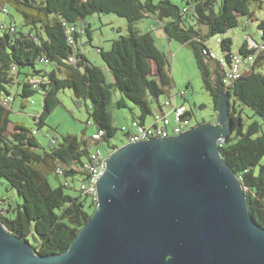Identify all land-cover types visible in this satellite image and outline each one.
Masks as SVG:
<instances>
[{"label":"trees","instance_id":"1","mask_svg":"<svg viewBox=\"0 0 264 264\" xmlns=\"http://www.w3.org/2000/svg\"><path fill=\"white\" fill-rule=\"evenodd\" d=\"M176 1L181 4L170 0H0L1 12L7 14L6 6L13 8L29 28L25 32L0 21V179L16 200L6 207L5 199H0V222L12 235L28 242L38 257L68 253L97 210L96 202L80 189L77 197L68 195L66 189H73L69 180L79 177L82 184L87 179L85 166L92 147L109 144L117 135L111 112L114 92L124 97L116 104L119 109L127 106L126 101L139 109L140 115L132 123L148 125L154 107L162 109L167 101L162 102V96L173 88L168 59L151 33H141L136 27L143 19L157 20L170 40L192 51L217 113L224 93L261 120L246 124L229 101V133L218 143V151L242 183L252 220L264 228V20L259 21L252 10L264 9V0ZM94 14H114L128 23V35L113 41L109 51L99 50L112 83L78 47L83 33L91 36L89 26L82 23ZM250 21L258 23L261 43L245 40L234 50L233 39L223 37L219 40L222 56L217 57L208 40ZM201 26L207 27V34ZM235 56L243 62L240 77L226 85L224 79L234 67ZM38 63L54 69L37 70ZM13 87L23 100L43 94V110L34 118L39 129L60 105V93L70 90L77 103H91L90 116L96 134L102 137L95 140L94 134L88 140L68 135L61 143L53 141L44 154L37 153L40 144L35 133L10 120ZM121 148L109 146L110 153ZM50 175L66 182L54 188Z\"/></svg>","mask_w":264,"mask_h":264},{"label":"water","instance_id":"2","mask_svg":"<svg viewBox=\"0 0 264 264\" xmlns=\"http://www.w3.org/2000/svg\"><path fill=\"white\" fill-rule=\"evenodd\" d=\"M218 125L116 152L99 203L71 249L38 257L0 222V264H264V228L218 143L229 133V95Z\"/></svg>","mask_w":264,"mask_h":264},{"label":"rangeland","instance_id":"3","mask_svg":"<svg viewBox=\"0 0 264 264\" xmlns=\"http://www.w3.org/2000/svg\"><path fill=\"white\" fill-rule=\"evenodd\" d=\"M155 1L158 3L161 0ZM170 1L179 5L181 4L176 0ZM6 10L7 14L0 11V21H4L9 25L14 24L19 30L25 32L29 31V28L24 27V21L21 15L8 6H6ZM252 10L255 12V16L259 21L264 20V9L260 10L253 7ZM242 21L244 22V19H242ZM84 25L89 26L91 36L88 37L86 33H83L79 40L78 47L93 66L103 70L108 83H112L113 78L107 65L102 60L99 50L109 51L113 41L128 35V23L126 19L120 18L114 14H94L86 18L82 23V26ZM257 25V22L251 21L245 26L241 24L238 28L228 32L226 35L211 37L208 40V45L217 57H221L222 52L219 46V40L223 37H230L233 39L234 50L245 40H248L250 43L252 40L256 44H259L262 38L260 31L257 29ZM136 27L141 33H151L156 46L164 53L171 64L173 88L170 94L167 93L162 96L161 101L164 102L168 99L176 100L178 97V104H184L189 110L193 127L218 125L221 114L215 111L214 102L210 94L204 88L201 73L196 65L192 51L188 47L170 40L163 31L160 23L153 18L143 19ZM200 29L203 34L208 33L207 27L201 26ZM36 69L50 72L54 67L52 65L46 66L43 63H38ZM24 71L30 72L32 69H25ZM11 92V99L13 101L11 103L10 120L13 125H24L35 133V138L40 144V148L37 149V153L39 154H44L46 151H49L53 141L57 142V144L61 143L65 136L73 135L79 139L90 140V138L97 133V127L90 116L92 112L91 103L85 101L77 103L76 98L70 90H65L60 93V105L48 116L46 126L41 129L36 125L34 118L38 117L43 110V94L37 93L29 100H23L20 96H16L18 92L16 87H13ZM181 94H185L184 97H182ZM122 98L124 97L121 94L114 92L111 112L114 118V126L118 129L117 135L111 139L109 144L102 143L98 147L93 146V152L98 149L103 155L108 156L110 153V145L122 148L127 145V138L121 130H123V127H130L133 119L140 115V111L129 101H126L127 106L125 108L119 109L116 104ZM228 101H230L231 109H235L246 124H250L254 121H261L250 109L243 107L234 98L228 99ZM157 111L158 109L154 107V112ZM152 121V117H148L146 123L150 125ZM262 163L264 164V159ZM80 179L81 178L77 177L74 182L69 180L73 189H66L68 195L73 197L80 195ZM49 182L52 187L56 188L59 186V183H65L66 179L61 177L60 180H58L55 175H50ZM7 188V183L0 179V199H5L6 207L8 203L13 202L14 204L16 201L14 197H12V194L6 191ZM30 242L33 244L32 238H30Z\"/></svg>","mask_w":264,"mask_h":264},{"label":"built area","instance_id":"4","mask_svg":"<svg viewBox=\"0 0 264 264\" xmlns=\"http://www.w3.org/2000/svg\"><path fill=\"white\" fill-rule=\"evenodd\" d=\"M3 27L4 25H1L2 29ZM11 31L13 32L14 29L12 28ZM252 45H254L253 42ZM242 63L241 57H234V69H230L224 79L226 85H229L231 81L240 77ZM184 95L181 94L182 97ZM177 99L178 97L174 105H166V101L162 103L163 108L154 112L152 116L153 121L150 125H142L134 121L130 128L123 127V131L127 135V145L155 139L175 138L196 128L192 125L189 110L184 104H178ZM101 137L97 135L93 136L95 140H99ZM116 152L114 151L105 156L100 150H96L92 153L90 162L85 166L87 179L81 184L80 191L92 198L94 202H97V206L99 203L98 182L108 168L107 162Z\"/></svg>","mask_w":264,"mask_h":264},{"label":"bare ground","instance_id":"5","mask_svg":"<svg viewBox=\"0 0 264 264\" xmlns=\"http://www.w3.org/2000/svg\"><path fill=\"white\" fill-rule=\"evenodd\" d=\"M251 61V60H250ZM233 69H234V67H233ZM176 102V100H172V99H170V100H167L166 101V105H174V103ZM97 136H102V134L101 133H98V134H96ZM122 149V148H121ZM119 151V150H118ZM117 151V152H118ZM96 204H97V202H96Z\"/></svg>","mask_w":264,"mask_h":264},{"label":"crops","instance_id":"6","mask_svg":"<svg viewBox=\"0 0 264 264\" xmlns=\"http://www.w3.org/2000/svg\"><path fill=\"white\" fill-rule=\"evenodd\" d=\"M229 102V101H228ZM220 122H218V124H219Z\"/></svg>","mask_w":264,"mask_h":264}]
</instances>
